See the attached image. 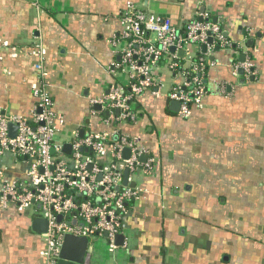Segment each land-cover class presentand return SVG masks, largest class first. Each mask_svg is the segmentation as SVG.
<instances>
[{"label":"crops","instance_id":"1","mask_svg":"<svg viewBox=\"0 0 264 264\" xmlns=\"http://www.w3.org/2000/svg\"><path fill=\"white\" fill-rule=\"evenodd\" d=\"M128 1L170 19L176 28L201 8L224 26L232 46L210 54L206 95L190 118L171 110L164 93L178 80L162 67V95L145 91L135 98L137 122L115 125L101 106L94 108L92 101L104 98L111 84L127 83L114 69L124 43L114 47L112 41ZM244 39L247 46L252 41L248 48L256 70L249 82L234 78L231 69L235 46ZM0 40L6 43L0 48L5 115L31 116L32 86L39 82L31 51L41 45L52 111L63 121L55 143H69L80 130L117 131L139 138L156 159L154 176L140 177L145 194L129 204L125 245L108 251L96 243L97 249L88 251L89 264H258L260 251L264 264V163L259 161L264 159V0H0ZM13 47L22 53L12 56ZM221 83L228 85L226 95L217 91ZM2 164L9 179L23 173L24 166L9 155ZM248 197L256 212L246 218L244 206L239 208ZM33 219L30 210L0 206V264H45L46 242L31 230ZM237 220L239 229L232 228ZM246 223L251 234L243 233Z\"/></svg>","mask_w":264,"mask_h":264},{"label":"built area","instance_id":"2","mask_svg":"<svg viewBox=\"0 0 264 264\" xmlns=\"http://www.w3.org/2000/svg\"><path fill=\"white\" fill-rule=\"evenodd\" d=\"M211 17L203 12L176 28L170 19L126 2L119 14L121 31L112 45L124 43L118 50L119 62L114 64V69L126 76L127 83L111 84L107 95L92 104L111 115L115 125L137 122L135 98L145 91L155 97L162 95L163 83L159 77L162 67L171 79L178 80L164 93L165 97L179 103L180 118H190L192 109L200 108L206 95L204 81L211 65L210 54L216 48L232 46L224 26L213 22ZM4 47L6 43L0 40V48ZM235 48L232 76L236 79L241 76L249 82L256 77L252 51L246 39ZM20 53L21 49L11 48L12 56ZM31 54L36 59L33 69L39 76V82L32 86L35 104L31 116L5 115L0 110V206L12 205L19 212L30 210L33 218L48 222L47 233L41 235L46 242L41 253L46 264L56 263L65 235L86 237L89 252L101 241L108 251H114L120 247L115 244L116 237H125L124 220L129 214V204L145 194L140 177L154 176L156 159L149 155L139 138L117 131L110 135L75 136L67 143L70 153L65 154L64 144L55 143L63 121L52 111V100L44 82L45 50L35 45ZM240 55L244 56L243 61L237 60ZM227 87L219 84L218 93L226 95ZM105 121L109 124L108 118ZM9 124L17 127L14 138L9 136ZM124 149L129 150L127 158L122 156ZM5 155L13 163L24 166L19 178H7L8 167L2 164ZM73 221L76 223L72 224Z\"/></svg>","mask_w":264,"mask_h":264},{"label":"water","instance_id":"3","mask_svg":"<svg viewBox=\"0 0 264 264\" xmlns=\"http://www.w3.org/2000/svg\"><path fill=\"white\" fill-rule=\"evenodd\" d=\"M204 8H201L200 12L203 13ZM213 22H216L217 19L213 18ZM248 46H252V41L247 42ZM204 50V48H202ZM173 51V49H171ZM183 51L179 52V56L182 57ZM244 56H240V61H243ZM240 74H242L240 72ZM96 110L100 109V106H95L94 107ZM170 108L173 112H178L179 110V103L176 101H171L170 102ZM9 136L11 138H14L16 132H17V127L14 124H9ZM83 130L79 131V137L83 136ZM115 139V138H114ZM63 151L65 154L70 153V145L69 144H64L63 146ZM123 158H127L129 156V150L124 149L122 153ZM141 160L144 161L145 157H141ZM126 177H127V172L124 173V184L126 183ZM133 184H131L132 186ZM61 220V217H57V222ZM76 222L73 221L72 224H75ZM31 230L38 234V235H43L46 234L48 231V222L45 219L42 218H34L31 222ZM124 240V236L118 235L115 239V244L117 246H122ZM88 239L86 237H76L72 235H65L61 244V248L59 251L58 259L55 264H89L90 262V256L88 255Z\"/></svg>","mask_w":264,"mask_h":264},{"label":"rangeland","instance_id":"4","mask_svg":"<svg viewBox=\"0 0 264 264\" xmlns=\"http://www.w3.org/2000/svg\"><path fill=\"white\" fill-rule=\"evenodd\" d=\"M55 141H56V138H55ZM259 161H260V165H263V163H264V159L262 158V156H260ZM261 176H263V175H261ZM261 176H260V177H261ZM248 182H249V181H248ZM259 184L262 185L263 182L260 181ZM251 199H253V198H250V197L246 198V200L243 201L244 204L239 208V209H240L239 211H241V210L243 209V206H244V212H243V214L246 216V218L249 217V215H250L249 212H251V213H253V214L256 212V210L254 211V210H252V208H251V204H252V202H253V200H251ZM260 213H261V212H260ZM238 222L240 223V220L235 221V223H234V222L230 223L231 227H232V228H235L236 226H239V224H237ZM248 224H249L250 228H252V225H251L250 223H248ZM244 225L247 226V223L244 224ZM236 229H239V228L236 227ZM243 229H244V230H243V233H244V234L246 233V231L248 232V230H250L248 226H247V228L244 227ZM248 233H249V232H248ZM249 234H251V233H249ZM243 239H244V238H243ZM244 241H245V240H244ZM101 243H102L101 246H102L105 250H107L106 247H105V245H104V242L101 241ZM97 246H98V245H95V246H94L95 250L97 249ZM262 257H263V252L260 251L259 254H258V259H257V263H258V264L261 263ZM44 260H45V259H44ZM243 260L245 261V260H246V257H244ZM44 262H45V264H46V261H44Z\"/></svg>","mask_w":264,"mask_h":264},{"label":"trees","instance_id":"5","mask_svg":"<svg viewBox=\"0 0 264 264\" xmlns=\"http://www.w3.org/2000/svg\"><path fill=\"white\" fill-rule=\"evenodd\" d=\"M181 32H183V31H181Z\"/></svg>","mask_w":264,"mask_h":264}]
</instances>
